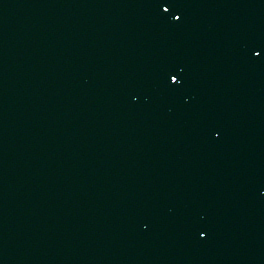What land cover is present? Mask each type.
Returning a JSON list of instances; mask_svg holds the SVG:
<instances>
[{
  "label": "water",
  "instance_id": "1",
  "mask_svg": "<svg viewBox=\"0 0 264 264\" xmlns=\"http://www.w3.org/2000/svg\"><path fill=\"white\" fill-rule=\"evenodd\" d=\"M143 5L181 262L264 264V0Z\"/></svg>",
  "mask_w": 264,
  "mask_h": 264
},
{
  "label": "snow or ice",
  "instance_id": "2",
  "mask_svg": "<svg viewBox=\"0 0 264 264\" xmlns=\"http://www.w3.org/2000/svg\"><path fill=\"white\" fill-rule=\"evenodd\" d=\"M172 80H176V77H175V76H173V77H172Z\"/></svg>",
  "mask_w": 264,
  "mask_h": 264
}]
</instances>
